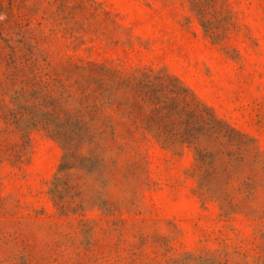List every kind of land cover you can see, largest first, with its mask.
Listing matches in <instances>:
<instances>
[{"label":"rangeland","instance_id":"374dc122","mask_svg":"<svg viewBox=\"0 0 264 264\" xmlns=\"http://www.w3.org/2000/svg\"><path fill=\"white\" fill-rule=\"evenodd\" d=\"M0 264H264V0H0Z\"/></svg>","mask_w":264,"mask_h":264}]
</instances>
